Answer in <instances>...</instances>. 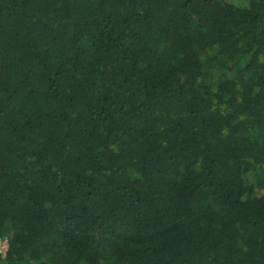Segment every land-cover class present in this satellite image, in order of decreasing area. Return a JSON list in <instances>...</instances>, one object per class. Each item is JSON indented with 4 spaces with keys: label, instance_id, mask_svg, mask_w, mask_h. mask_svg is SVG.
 <instances>
[{
    "label": "trees",
    "instance_id": "1",
    "mask_svg": "<svg viewBox=\"0 0 264 264\" xmlns=\"http://www.w3.org/2000/svg\"><path fill=\"white\" fill-rule=\"evenodd\" d=\"M0 0V264H264V0Z\"/></svg>",
    "mask_w": 264,
    "mask_h": 264
},
{
    "label": "built area",
    "instance_id": "2",
    "mask_svg": "<svg viewBox=\"0 0 264 264\" xmlns=\"http://www.w3.org/2000/svg\"><path fill=\"white\" fill-rule=\"evenodd\" d=\"M9 247V240L7 237L5 238H0V251L3 255H5L6 251L8 250Z\"/></svg>",
    "mask_w": 264,
    "mask_h": 264
},
{
    "label": "rangeland",
    "instance_id": "3",
    "mask_svg": "<svg viewBox=\"0 0 264 264\" xmlns=\"http://www.w3.org/2000/svg\"><path fill=\"white\" fill-rule=\"evenodd\" d=\"M236 4H241L243 1L242 0H233Z\"/></svg>",
    "mask_w": 264,
    "mask_h": 264
}]
</instances>
